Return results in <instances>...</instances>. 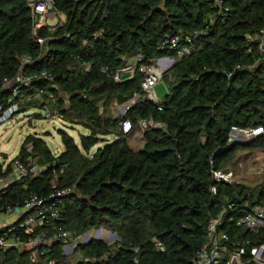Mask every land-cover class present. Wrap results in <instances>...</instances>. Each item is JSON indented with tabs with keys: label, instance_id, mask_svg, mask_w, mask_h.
<instances>
[{
	"label": "trees",
	"instance_id": "obj_1",
	"mask_svg": "<svg viewBox=\"0 0 264 264\" xmlns=\"http://www.w3.org/2000/svg\"><path fill=\"white\" fill-rule=\"evenodd\" d=\"M31 1L0 0V105L16 103L17 112L43 110L34 98L42 91L49 114H60L58 119L88 134L80 133L77 143L58 129L63 149L55 155L41 135L29 133L13 159L0 161V177L11 172L15 160L40 169L0 190V211L21 204L31 192L47 196L53 181L74 190L60 205V221L47 220L35 232L49 241L0 251V264H71L62 252L65 242L53 236L58 226L72 239L95 227L118 238L110 244L77 242L82 258L73 264H191L206 241L209 217L222 208L220 226L229 235V249L247 246L243 264H253L249 248L264 242V229L251 233L234 221L254 206L264 208V176L252 187L214 183L212 169H221L239 146L264 147V45L259 48L264 0H53L64 20L38 27ZM193 30L204 33L189 54L157 48L165 37ZM38 38L44 39L42 46ZM137 55L146 66L175 57L162 76L169 74L167 93L157 102L142 90L138 66L130 77H113ZM23 56L31 58L22 67L25 74L46 71L53 81L33 80L16 94L17 84L3 85L14 79ZM134 94L139 96L125 113L113 116L110 104H125ZM124 119L133 131L140 120L151 122L136 148L132 132L121 130ZM233 125L261 126L263 133L227 151ZM99 142L104 145L92 150ZM219 264H229L227 254Z\"/></svg>",
	"mask_w": 264,
	"mask_h": 264
},
{
	"label": "built area",
	"instance_id": "obj_2",
	"mask_svg": "<svg viewBox=\"0 0 264 264\" xmlns=\"http://www.w3.org/2000/svg\"><path fill=\"white\" fill-rule=\"evenodd\" d=\"M30 6L34 27H38L43 19L54 18L59 14L53 3V0H33L31 1ZM261 32H264V29L261 30ZM201 33L204 32L193 30L186 33H178L167 36L158 43L157 48L161 50L164 48L166 50H175L178 56L189 54L194 40ZM37 42L42 46L44 39L38 38ZM263 45L264 39H262L259 44V48L261 50H263ZM174 61L175 59H171L169 56H162L159 57L153 64L146 66L139 64L141 62V56L137 55L134 57L133 62H128L123 67L118 68L114 72L113 77L116 81L121 80L123 75L130 77L133 75L135 67L138 66V70L144 75L141 82L142 90L144 91L147 98L157 102L158 98L154 94V86L162 79L163 73L173 64ZM29 62H31V58L29 56H23L20 59V67L14 79H4L3 81V85L5 86L17 84V86L13 88L14 94H16L19 87H27L33 80L42 78L49 82L53 81L51 74L46 71H43L40 74H25L22 67ZM51 85L54 86L52 83ZM41 92L42 91L36 93L34 98L40 103L44 104L42 111L45 114H48V106L43 102ZM138 96V94H134L131 100L122 105H118L115 101H113L110 106H123L125 113V110L128 108V106L133 103ZM16 112V103L10 104L8 108H4L2 105H0V122L10 119L12 114ZM53 116L56 118H61V115L56 112ZM119 124L121 126V130L124 133L133 132L132 124L129 119H124L120 121ZM149 124H151V122L144 120L139 121L138 126L142 129V131L138 135L139 143H135L136 145L141 144L143 141L142 132ZM262 133L263 128L261 126L241 128L239 126L233 125L227 134V143L230 146L231 144L238 142H250ZM132 138L133 136L131 137V142L133 141ZM135 138L136 136H134V139ZM28 166L29 169H27L25 165L18 160H15L12 164L11 172L5 177H0V190L4 189L10 183L19 179L20 177L25 176L28 171L31 173H37L40 170L33 163H30ZM223 170L224 169H212V178L214 183L232 184V172L229 169L226 171ZM52 188L53 191H51L47 196H40L31 192L22 200L21 204L15 203L13 207L7 205L5 208L6 210H1L4 212H18L19 216H22V219L16 225L9 223L0 227V251L13 247L21 248L22 246L36 248L37 246H41L42 244L49 241L44 232H40L39 234H35V232L37 228L42 226L47 220L56 222L60 221V205L63 199L71 195L74 191L73 188L69 186L58 188L54 181L52 182ZM210 191L212 194L217 192L215 184L210 187ZM228 207H230V205H228ZM224 210L225 208H222L218 214L209 217L205 229L206 241L197 250L191 264H219L221 261V256L224 253L228 255L229 264H243L242 255L245 254L247 246L234 245L233 248L229 249L227 244L229 235L220 226V224L223 222L222 215ZM1 211L0 213H2ZM234 224L235 226L245 229L251 233H256L257 231L264 229V208L260 206L252 207L246 212L245 215L234 221ZM22 232L27 236L25 239L19 234ZM53 236L54 238H61L65 242L64 247L67 249H72V247L77 244V238L72 239L70 233L63 230L61 226L56 228ZM248 241V239L242 240L243 244H248ZM157 244L160 245L159 243ZM30 259L32 261L35 260L34 253L30 255ZM248 260L253 262V264H264V242L250 246Z\"/></svg>",
	"mask_w": 264,
	"mask_h": 264
},
{
	"label": "rangeland",
	"instance_id": "obj_3",
	"mask_svg": "<svg viewBox=\"0 0 264 264\" xmlns=\"http://www.w3.org/2000/svg\"><path fill=\"white\" fill-rule=\"evenodd\" d=\"M64 18V15L59 13L54 18L43 19L40 24L46 22V24L53 26L56 23L63 21ZM169 57L171 59H175V57ZM133 61L134 59L130 62ZM168 77L169 74H166V76L162 80L158 81L154 86V94L157 96L158 100H160L162 96L167 93L169 85ZM110 107V112L115 117L121 116L124 113L123 106L118 107L112 105ZM35 114L42 115V118H35ZM58 129L70 134L77 143H79L80 133L88 134V130L85 128L66 123L54 116L52 117L49 113L45 114L41 108H31L26 111L12 114L10 119L0 123V161L5 164L13 159L18 153L19 147L25 136L29 133H37L41 135L52 152L56 155L59 150L63 149ZM141 131L142 129L138 126L130 135L131 137L133 136L131 146L134 148L140 145H136L135 143H139L138 135ZM134 136H136L135 139ZM107 140H112V136L107 137ZM103 145L104 142H99L92 148V150H95L97 147H101ZM222 163L224 165L221 166L222 168L220 170L229 169L233 174L232 184L242 183L245 186L252 187L259 183L261 178L264 176V147L257 146L249 148L248 146H239L234 152H230ZM1 212L3 215L6 213L4 211ZM12 218L13 216H10V219ZM88 234L90 239L102 240L108 244L113 243L118 239L116 236H113L112 232L104 227L91 228L88 231ZM85 241L84 234L77 237V242L85 243ZM62 252H66V260L71 264L82 258V254L76 251L75 246L72 247V249L63 247Z\"/></svg>",
	"mask_w": 264,
	"mask_h": 264
},
{
	"label": "crops",
	"instance_id": "obj_4",
	"mask_svg": "<svg viewBox=\"0 0 264 264\" xmlns=\"http://www.w3.org/2000/svg\"><path fill=\"white\" fill-rule=\"evenodd\" d=\"M60 151L61 150H59V152ZM5 215H8V216H5ZM10 216H13V218L10 219ZM18 216H19L18 212H6L4 213V215L0 213V227L3 226L4 224H9L13 222L14 220L18 218Z\"/></svg>",
	"mask_w": 264,
	"mask_h": 264
},
{
	"label": "water",
	"instance_id": "obj_5",
	"mask_svg": "<svg viewBox=\"0 0 264 264\" xmlns=\"http://www.w3.org/2000/svg\"><path fill=\"white\" fill-rule=\"evenodd\" d=\"M250 142H238V143H236V144H238V145H248ZM235 145V143L234 144H231L229 147H227L226 149H224V150H227L228 148V150H230L233 146ZM227 150V151H228ZM227 169H224L223 171H226ZM113 236L115 237L116 236V234L115 233H113ZM84 237H85V242H88V241H90L91 239L89 238V234H88V232H86L85 234H84ZM64 254H66V252L64 253Z\"/></svg>",
	"mask_w": 264,
	"mask_h": 264
}]
</instances>
